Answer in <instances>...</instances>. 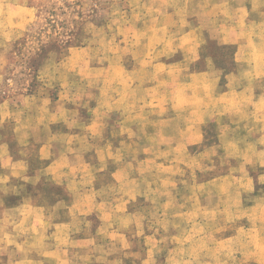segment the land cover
Segmentation results:
<instances>
[{
	"label": "crops",
	"instance_id": "1",
	"mask_svg": "<svg viewBox=\"0 0 264 264\" xmlns=\"http://www.w3.org/2000/svg\"><path fill=\"white\" fill-rule=\"evenodd\" d=\"M17 10L22 18L7 24L10 35L31 17ZM206 28L202 21L178 39L184 55L178 70L204 54ZM134 76L102 82L88 120L64 121V131L50 121L31 127L13 119L9 142L4 126L15 114L0 106V226H7L0 240L17 249L14 258L1 254L7 264H90V246L104 241L118 249L99 257L105 264H158L162 255V264H194L195 252L233 255L238 236L242 243L253 225L264 224V199H245L254 190L249 177L257 146L247 127L264 125V72L258 89H236L228 75L220 92L209 72H166L168 86L159 89L150 74L154 87L146 94ZM173 78L178 88L168 83ZM31 144L38 145L37 159L24 152ZM216 157L228 160L217 174ZM92 214L100 232L90 236L81 220ZM221 247L226 251L219 253ZM73 253L84 257L81 263Z\"/></svg>",
	"mask_w": 264,
	"mask_h": 264
},
{
	"label": "rangeland",
	"instance_id": "2",
	"mask_svg": "<svg viewBox=\"0 0 264 264\" xmlns=\"http://www.w3.org/2000/svg\"><path fill=\"white\" fill-rule=\"evenodd\" d=\"M19 8L31 11V17L23 29L10 35L5 28L10 21L22 18ZM202 21L207 27L204 54L178 70L184 57L178 50V39ZM174 71L209 72L216 92L226 89L228 75L233 76L236 89L260 88L264 0H0V106L5 103L15 114L4 126L9 142L13 119L31 127L38 122L49 125L50 121L64 131L67 121L78 119L84 124L88 120L102 82L111 86L113 80L134 73L141 93L146 94L154 87L150 74L157 76L159 89L168 86L165 73ZM168 83L174 84L173 88L180 86L175 78ZM51 113L58 114L52 117ZM257 125L250 122L247 127L257 145L253 147L256 158L249 177L254 190L245 198L248 203L264 199V152L257 155L258 147H264V125ZM215 135L214 126L207 125L206 139L211 142ZM12 149L16 154L22 152L15 144ZM24 152L37 159L38 145L31 144ZM227 167L228 160L216 157V174ZM3 213L0 210V216ZM81 222L82 233L87 230L91 236L100 232L95 214ZM5 223L0 230L7 227ZM232 226L239 229L251 225ZM253 228L242 243L238 236L233 255L197 256L195 252L190 258L194 264H264V232L260 231L264 224ZM135 242L137 245L138 240ZM171 242L165 240L166 245ZM6 245L0 240V264H7L3 252L15 257L17 249ZM90 247L86 261L90 264H105L99 257L118 252L108 241ZM218 251L226 250L221 247ZM80 256L73 253L71 258L81 263L84 257ZM164 257H159L158 264Z\"/></svg>",
	"mask_w": 264,
	"mask_h": 264
}]
</instances>
